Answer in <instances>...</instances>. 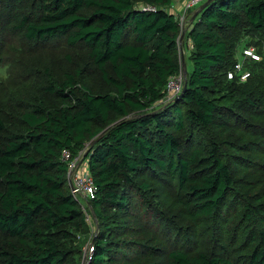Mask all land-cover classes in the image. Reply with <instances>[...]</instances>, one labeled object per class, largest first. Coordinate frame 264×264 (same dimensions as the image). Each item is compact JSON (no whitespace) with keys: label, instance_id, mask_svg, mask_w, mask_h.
<instances>
[{"label":"trees","instance_id":"16d2710c","mask_svg":"<svg viewBox=\"0 0 264 264\" xmlns=\"http://www.w3.org/2000/svg\"><path fill=\"white\" fill-rule=\"evenodd\" d=\"M174 1L0 0V264L80 263L93 228L63 150H85L95 188L90 264H264V170L242 157L264 158L248 131L264 124V0L188 18L185 91L165 100L182 74ZM242 43L261 58L241 83L226 73ZM231 124L249 140L228 139ZM156 180L173 187L171 210Z\"/></svg>","mask_w":264,"mask_h":264},{"label":"rangeland","instance_id":"374dc122","mask_svg":"<svg viewBox=\"0 0 264 264\" xmlns=\"http://www.w3.org/2000/svg\"><path fill=\"white\" fill-rule=\"evenodd\" d=\"M202 3H200L199 5H197L195 9H197ZM180 10V9H178ZM193 11V9H192ZM3 16H0V22L2 21L3 22ZM187 26V23H185V27ZM183 40V39H182ZM0 42H3L0 40ZM187 43V42H186ZM185 45V44H184ZM184 45H182V42L179 43V50H180V54L184 60V63H185V57L187 56V52H188V46L186 45L185 48ZM190 47V46H189ZM244 47L243 43L240 44L239 46V52L241 51V49ZM73 57V56H72ZM261 58V57H260ZM39 59V58H37ZM37 59H35L32 64H36V61ZM80 59L79 58H76L74 59L73 58V62L74 63H77L79 62ZM61 61H57L54 65L56 64H59ZM180 63H181V66H182V62H181V57H180ZM82 64V63H81ZM37 66V65H36ZM185 66H186V71H187V64L185 63ZM55 70H58L57 67H55ZM183 70V69H182ZM9 73V67L5 66V67H1L0 68V81L2 79H5L7 77ZM183 77V75H182ZM227 77V76H226ZM242 83V82H241ZM3 102V101H1ZM248 110L251 114L252 112H256L255 110H249V109H246ZM244 111L242 110V115H243ZM252 115H258V114H252ZM246 116H248V113H246ZM259 116V115H258ZM250 123H254L256 121V119L253 117H250ZM260 125H263L264 124L262 122H259ZM242 125H245V124H242ZM260 125L258 126H255V127H252L251 129L248 128V131L252 132V135H254V137H250L249 139H255V143H257L258 145H262L264 144V129H262V127H260ZM231 130H230V133H227L225 135H228V139L232 140V139H239V140H249V139H245L243 136H241V134L239 133V129L236 128L235 129V125H232L230 126ZM238 129V130H237ZM235 137V138H234ZM248 138V137H246ZM252 148L253 147H256V145H253L251 146ZM263 152H264V146H263ZM83 154V153H82ZM242 157H245V158H250L251 160L250 161H253V162H257L258 164H260L259 168L260 169H263L264 170V158H262L261 156H259L258 154H255V153H252L251 151H243L242 152ZM82 159H83V156L81 155L80 159L78 160V164L76 166V172H79V173H83V172H87V168H86V163L85 162H82ZM259 168H256V171L257 173L255 174V172H252V175L251 176H248V177H254L256 176L259 172H260V169ZM75 176V172H68V180L71 181L72 183V186H73V191L72 194L73 196L78 200V202L80 203L81 207H82V210L85 214L88 215V218H87V222L88 224L93 228V230L90 232L89 234V237H87L85 243H83V246H81V261L79 264H90L91 263V254H90V248L92 247L93 248V239L94 241L96 240V235H97V231H98V228L96 227L94 229V227L92 226V222H91V216L89 215V210H88V200L90 199L89 197H86L84 195L81 194V192H79L75 185H74V182H73V178ZM147 178L146 177H142L141 180H146ZM152 188L155 190L156 194L158 195V199H157V202L159 201V203L162 205V209L163 210H171V207H172V193H173V187L170 185V183H167L165 181H160V180H156L154 182H152ZM71 189V188H70ZM135 214V213H134ZM179 222V221H178ZM156 228H154L153 230H155ZM160 233H164V231H161ZM165 234V233H164ZM139 238V236L137 234H132V235H129L128 236V239H131V240H137ZM164 238V242L162 244H160V246L158 247L159 250L165 248L167 250H170L173 248V245L172 243L171 244H167V238L163 237ZM207 240H209L210 236L207 235L206 236ZM83 239L82 236H76V242H79V240L81 241ZM205 240V241H207ZM206 243V242H205ZM205 246V245H204ZM89 250V251H88ZM128 257L130 258V260L128 261L127 264H142V261L145 262V264H149L150 262H156L158 264H166L167 263V259L166 257L163 255L161 257H154V258H151L150 260H146L145 258H141V259H138V257L136 256H133V254H130L128 255ZM120 264H125L123 262H120Z\"/></svg>","mask_w":264,"mask_h":264},{"label":"built area","instance_id":"2783aa9c","mask_svg":"<svg viewBox=\"0 0 264 264\" xmlns=\"http://www.w3.org/2000/svg\"><path fill=\"white\" fill-rule=\"evenodd\" d=\"M206 0H185L181 3L180 10L177 11V21L180 27V31L185 29V23H187L188 18L191 16V12L194 11V8L200 3H204ZM147 10H153L151 8H146ZM193 9V11H192ZM145 10V9H144ZM260 60V56L256 53L253 47H245L240 52V58L234 63L232 69H230L227 73V79L233 80L235 77L238 78L239 82H245L249 76L250 72L246 68V64L248 62H258ZM182 74L174 77L169 80L167 84V96L165 100H170L174 98L176 95L182 90ZM85 150L79 152L75 157H71V153L67 150H63L61 157L63 161H66L68 164V172H75V176L73 178L74 185L76 189L81 192L82 195L93 199V194L95 191L94 184L92 181V177L87 172L79 173L76 172V166L78 164V160L80 159L82 153ZM88 218V217H87ZM89 251V250H88ZM90 254L92 258L93 248H90Z\"/></svg>","mask_w":264,"mask_h":264},{"label":"water","instance_id":"95a60500","mask_svg":"<svg viewBox=\"0 0 264 264\" xmlns=\"http://www.w3.org/2000/svg\"><path fill=\"white\" fill-rule=\"evenodd\" d=\"M212 1H214V0H206L204 3H202L195 11H193V13H192V15H191V18H190V22H192L194 19H195V17L197 16V14L201 11V10H203L206 6H208ZM184 32L185 31H181V33H180V36H179V43H181L182 42V39H183V37H184ZM181 62H182V74H183V76L185 77L186 76V74H187V71H186V66H185V63H184V60H183V58H182V56H181ZM184 91H185V85H183V88H182V91H181V93L175 98V100H177V99H181L182 98V95H183V93H184ZM92 144V143H91ZM68 185H69V187L71 188V191H73L74 189H73V186H72V183H71V181L70 180H68ZM92 243H94V239H93V241H92Z\"/></svg>","mask_w":264,"mask_h":264},{"label":"crops","instance_id":"0c3cea01","mask_svg":"<svg viewBox=\"0 0 264 264\" xmlns=\"http://www.w3.org/2000/svg\"><path fill=\"white\" fill-rule=\"evenodd\" d=\"M185 0H175L174 1V5H175V9L176 11H178V9H180L181 7V3H183ZM240 53V52H239ZM240 58V55H238V59Z\"/></svg>","mask_w":264,"mask_h":264},{"label":"clouds","instance_id":"9594fccd","mask_svg":"<svg viewBox=\"0 0 264 264\" xmlns=\"http://www.w3.org/2000/svg\"><path fill=\"white\" fill-rule=\"evenodd\" d=\"M195 11V10H194ZM241 52V51H240Z\"/></svg>","mask_w":264,"mask_h":264}]
</instances>
